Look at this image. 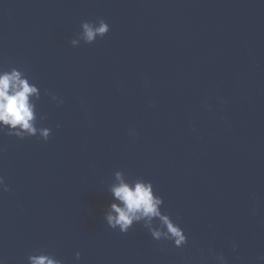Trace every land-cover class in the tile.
I'll return each instance as SVG.
<instances>
[{
    "label": "water",
    "instance_id": "obj_1",
    "mask_svg": "<svg viewBox=\"0 0 264 264\" xmlns=\"http://www.w3.org/2000/svg\"><path fill=\"white\" fill-rule=\"evenodd\" d=\"M97 18L109 32L71 46ZM12 67L52 132L0 133L6 264H264V0H0ZM117 170L153 183L187 243L107 225Z\"/></svg>",
    "mask_w": 264,
    "mask_h": 264
},
{
    "label": "clouds",
    "instance_id": "obj_2",
    "mask_svg": "<svg viewBox=\"0 0 264 264\" xmlns=\"http://www.w3.org/2000/svg\"><path fill=\"white\" fill-rule=\"evenodd\" d=\"M110 30V25L103 18L83 20L80 31L70 40L76 47L83 41L93 43L98 37L103 38ZM57 104L63 99L55 93L44 90ZM41 98V91L37 84L22 70L12 67L0 69V133L14 135L20 139L37 136L47 141L52 129L38 126L39 121L47 120L46 114L37 115V102ZM59 127V125H57ZM130 134L135 135L134 131ZM115 182L109 191L113 200L107 206L104 219L112 229H119L126 233L135 224L141 223L151 234L152 238L160 241H173L174 246L182 247L188 237L184 229L169 213L162 211L163 197L158 195L153 183L143 178L128 179L122 170L114 173ZM4 177L0 175V191H8ZM255 211V209H253ZM237 247L234 243L233 248ZM81 253H75L79 260ZM218 264H227L223 253L216 254ZM28 264H65L63 259L56 258L52 253L37 249L27 257ZM0 264H6L5 258L0 256Z\"/></svg>",
    "mask_w": 264,
    "mask_h": 264
}]
</instances>
